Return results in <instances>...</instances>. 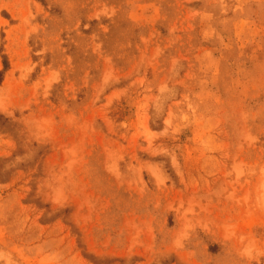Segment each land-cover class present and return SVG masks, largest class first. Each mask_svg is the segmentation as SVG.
<instances>
[{
    "label": "rangeland",
    "instance_id": "1",
    "mask_svg": "<svg viewBox=\"0 0 264 264\" xmlns=\"http://www.w3.org/2000/svg\"><path fill=\"white\" fill-rule=\"evenodd\" d=\"M0 73V264H264V0H0Z\"/></svg>",
    "mask_w": 264,
    "mask_h": 264
},
{
    "label": "trees",
    "instance_id": "2",
    "mask_svg": "<svg viewBox=\"0 0 264 264\" xmlns=\"http://www.w3.org/2000/svg\"><path fill=\"white\" fill-rule=\"evenodd\" d=\"M8 68V64L7 62L4 60V70H6ZM1 74V73H0ZM0 82H1V79H0Z\"/></svg>",
    "mask_w": 264,
    "mask_h": 264
}]
</instances>
